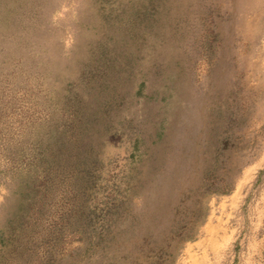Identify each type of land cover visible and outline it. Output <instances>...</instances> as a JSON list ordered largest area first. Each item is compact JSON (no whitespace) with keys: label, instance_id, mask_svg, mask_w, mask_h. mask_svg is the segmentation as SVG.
Masks as SVG:
<instances>
[{"label":"rangeland","instance_id":"obj_1","mask_svg":"<svg viewBox=\"0 0 264 264\" xmlns=\"http://www.w3.org/2000/svg\"><path fill=\"white\" fill-rule=\"evenodd\" d=\"M263 156L264 0H0V264H264Z\"/></svg>","mask_w":264,"mask_h":264},{"label":"crops","instance_id":"obj_2","mask_svg":"<svg viewBox=\"0 0 264 264\" xmlns=\"http://www.w3.org/2000/svg\"><path fill=\"white\" fill-rule=\"evenodd\" d=\"M258 164L259 166L263 165L259 167V169L264 170V164H260V162ZM256 177H258V174L256 175ZM262 184L264 185V182ZM262 196H263L262 199H264V192ZM207 227H208L207 229H209V235L206 234L205 235L206 240H201L199 241V243L196 244V245H199V249H197L194 252L193 247L191 246L186 250V257H185L186 264H190V263L205 264V262H207L209 259V256H208L209 253H212L214 255L222 251V247L224 245L222 244V241H224L225 239L224 234H227L229 230L227 231V229H225V231H223V228L218 227V226H212V225H207ZM256 239L254 240V242H257ZM204 245H205V248H202ZM244 253H246L249 257L253 256L254 254L253 247L251 246V249H247V248L244 249L243 254ZM230 264H232V262H230Z\"/></svg>","mask_w":264,"mask_h":264},{"label":"trees","instance_id":"obj_3","mask_svg":"<svg viewBox=\"0 0 264 264\" xmlns=\"http://www.w3.org/2000/svg\"><path fill=\"white\" fill-rule=\"evenodd\" d=\"M118 71H120V70H118ZM155 135H156V134H155ZM87 216H88V215H87ZM87 216L80 217V218H78L79 220L77 219V221H80V219L82 218V219H84V221H85L86 224H87V222H89V221H88L89 219L87 218ZM89 216H90V215H89ZM23 217H24L23 214L19 216V221H18V223H17L16 226H15L18 230H20L21 227H22L21 224H22V222H23ZM82 219H81V221H82ZM91 221H92V220H91ZM16 228H15V229H16ZM17 229H16V230H17ZM12 240H13V239H12ZM12 240L10 239V236L7 237V242L12 243ZM176 243H177V242H176ZM177 246H178V245L173 246V248H172V249L170 248V250H172V251L175 250V247L177 248ZM96 250H98V251H96ZM99 250H100V248H98V249L95 248V249L93 250V252H94L93 255H94L95 253H98ZM167 252H169L168 247H167ZM165 253H166V252H161V254H158L159 256H156V255L154 256V257H155V262H156L157 264H158V263H159V264L161 263V260H163V259H161V258H163V256H164L163 254H165ZM150 262H151V261L147 262V264H152V263H150ZM106 264H110V263L107 262Z\"/></svg>","mask_w":264,"mask_h":264},{"label":"bare ground","instance_id":"obj_4","mask_svg":"<svg viewBox=\"0 0 264 264\" xmlns=\"http://www.w3.org/2000/svg\"><path fill=\"white\" fill-rule=\"evenodd\" d=\"M207 229V228H206ZM214 239V238H213Z\"/></svg>","mask_w":264,"mask_h":264}]
</instances>
